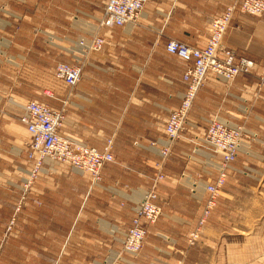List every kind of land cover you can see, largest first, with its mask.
<instances>
[{
	"label": "crops",
	"instance_id": "0c3cea01",
	"mask_svg": "<svg viewBox=\"0 0 264 264\" xmlns=\"http://www.w3.org/2000/svg\"><path fill=\"white\" fill-rule=\"evenodd\" d=\"M234 2L150 0L138 25L99 30L101 12L93 0H0V264H264V13L236 12L224 41L255 62L253 72L232 83L210 73L189 114L191 137L203 136L214 119L243 126L246 133L195 247L187 237L198 225L206 186L216 184L222 159L188 140L176 141L169 159L180 150L201 166L187 178L185 168L173 170L161 156L170 113L186 91V66L166 47L170 41L206 47L212 21ZM97 33L104 48L89 54L77 93L67 95L66 83L53 76L55 86L49 79L37 95V38L47 37L41 42L49 41L61 56L78 38ZM30 101L56 110L67 102L60 134L75 142L103 151L114 138V162L103 170L101 183L70 166L47 164L21 201L20 158L27 176L31 166L25 153L29 135L20 119ZM196 174L198 187L191 183ZM159 175L164 181L155 203L163 215L149 229L142 254L133 258L122 242Z\"/></svg>",
	"mask_w": 264,
	"mask_h": 264
},
{
	"label": "built area",
	"instance_id": "2783aa9c",
	"mask_svg": "<svg viewBox=\"0 0 264 264\" xmlns=\"http://www.w3.org/2000/svg\"><path fill=\"white\" fill-rule=\"evenodd\" d=\"M104 15L100 23L101 28L125 27L137 23L141 18L146 5L150 0H105ZM241 12L245 15L258 16L264 12V0H236L212 24V32L206 48L195 50L177 41H170L166 47L169 55L178 57L186 66L183 82L187 84L186 93L178 111L169 116L166 128L168 145L162 151V158L168 156V148L179 139L184 126L189 120V114L196 98L197 92L204 85L208 73H214L219 79L231 83L237 76L250 75L254 70V63L246 58H238L236 52L223 45L233 16ZM89 52L101 51L104 40L93 38L89 41L81 40L79 43ZM83 65L70 66L60 64L56 70V78L64 81L70 91L76 90L82 79ZM259 87L264 88V79L259 81ZM66 114V112H65ZM64 111L55 110L45 104L31 103L22 117V124L28 127L32 136L27 145L26 153L33 164L31 180L37 178L46 160H53L70 165L79 173H89L95 183L102 182L103 170L113 163L112 141H109L104 151H98L82 145L75 144L58 136L57 130L63 125ZM245 136L243 127H231L226 123L214 119L211 121L207 132L194 142L196 146L210 151L221 157L219 180L216 185H208V199L206 208L199 224L203 226L216 206L219 189L224 185L228 168L237 159L242 140ZM198 147L196 149H198ZM164 179L159 175L155 184ZM158 183V184H159ZM96 184V185H98ZM154 191H148L142 202L136 207V216L131 227L125 234L122 242L124 251L130 255L139 254L146 242L149 228L161 218L162 209L156 205ZM199 231L189 237V245L198 243Z\"/></svg>",
	"mask_w": 264,
	"mask_h": 264
},
{
	"label": "rangeland",
	"instance_id": "374dc122",
	"mask_svg": "<svg viewBox=\"0 0 264 264\" xmlns=\"http://www.w3.org/2000/svg\"><path fill=\"white\" fill-rule=\"evenodd\" d=\"M94 1V4H98L99 5V10H100V12H101V17L97 20V26H98V29L99 30H101L102 28L100 27V23H101V21H102V17H103V13H104V5L102 6V1L103 0H93ZM236 3V0H235V2H234V4ZM233 4V5H234ZM233 5H230L229 7H231V6H233ZM89 6L91 7V8H94L95 9V6L93 5V4H89ZM227 10V9H226ZM39 17H41L40 16V14H38L37 15V20H36V25L37 26H41L42 24H44L43 23V21H42V19L41 18H39ZM141 19V18H140ZM140 19L137 21V23H134V24H131V25H134V26H136V25H138V23H139V21H140ZM46 25H48V23L46 22L45 23ZM108 29V28H107ZM75 35H76V37H77V33L75 32V30H74V32H73ZM40 35V34H39ZM97 35H99L98 33L96 34V35H93V36H91V37H89V38H87V37H80V38H78L77 39V41H75V45H69V46H66V48L68 49L67 50V52H65V54H64V52H63V54L61 55V56H59L58 54H59V52L58 51H56L55 49H54V47H53V45H51V43L48 41V43L46 44V45H48V47H46V45L45 44H43L42 42L43 41H45V40H47V37H45V36H39L40 37V39L42 40V42H41V40L39 39V38H37V40H38V45H37V56H36V71H35V81H36V87H35V92H36V94L39 92V91H43V90H41V88L40 87H43L44 85H48L49 84V79H50V84H49V86L50 87H53V86H55L54 85V79H53V76H55V73H56V70H57V68H58V66L60 65V64H67V65H70V66H76V65H78V64H82V65H87V61H88V59H89V57L91 56V55H89L91 52H89V50L88 49H83L81 46H80V42H81V40H84V41H89V40H92L93 38H95V36H97ZM54 43V42H53ZM50 46V47H49ZM104 48V47H103ZM103 50V49H102ZM101 50V51H102ZM100 51V52H101ZM93 54V53H92ZM95 54V53H94ZM77 59H80V61H79V63H77ZM77 63V64H76ZM85 68V67H84ZM55 78H56V76H55ZM57 79V78H56ZM58 80V79H57ZM57 83V82H56ZM81 83V82H80ZM80 83H79V85H80ZM57 85V84H56ZM79 85L77 86V90H75L76 91V93H77V91H78V88H79ZM67 89H68V93H67V95L68 94H70V89L67 87ZM74 91V92H75ZM38 95V94H37ZM181 102H182V100H181ZM43 104H45V103H43ZM45 105H47V106H49V107H51L52 109H55V107H52L50 104H45ZM181 105V104H180ZM56 110V109H55ZM60 110H62V108L60 109ZM191 129V127H190V122L188 121V125H187V133L185 134V136L183 137V140H188V142L190 143L191 141H196V139H198V138H201L202 137V135H195L194 137H191L190 136V134H189V130ZM29 135V134H28ZM246 135V134H245ZM245 137V136H244ZM29 138H30V136H29ZM192 143V142H191ZM25 147H26V145H25ZM173 150L174 149H172V152H171V154L173 153ZM175 152V151H174ZM171 156V155H170ZM238 158V157H237ZM169 159V157H167V159L165 160V161H167ZM237 160V159H236ZM236 160L234 161V162H236ZM169 161H170V167L174 170L175 168H185V170H184V172H183V174L185 173L186 174V177L188 178V177H190L189 176V171L190 172H192L193 170H197L198 171V169L200 168L201 169V166H198V164L196 163V160H195V156L194 155H192L191 153H188V152H184V154H182V151H177V152H175V155L173 156V157H171L170 159H169ZM223 161V160H222ZM24 162H25V158L24 157H22V158H20V174H19V197H20V199H21V201H24L26 198H28V196H29V193L31 192V190L33 189V187H34V185H35V183H36V181L38 180H36L33 184H32V186H31V188L28 190V191H25V181H26V179H27V174H25V172H24ZM233 162V163H234ZM232 163V164H233ZM48 164H52V163H48ZM231 164V165H232ZM56 165V164H55ZM223 165V163L221 164V166ZM230 165V166H231ZM230 168V167H229ZM229 168H228V170H229ZM212 171H214V167L212 168V170H211V172ZM182 174V175H183ZM198 174H200V173H198ZM198 174H196V176H195V179H192V181H191V183H195V184H197V187L199 186V184H200V182H201V179H199L198 178ZM227 176H228V172H227ZM218 178H219V176H218ZM217 178V179H218ZM226 179H227V177H226ZM200 180V181H199ZM4 181H7L6 179H4ZM164 181V179L161 181V183ZM225 183H226V180H225ZM209 185H214V184H209ZM194 186V185H193ZM208 186V185H207ZM207 186H206V194H207V196H208V192H207ZM196 191V190H195ZM199 192V191H198ZM199 195H200V192H199ZM201 195H203L202 193H201ZM0 196H1V194H0ZM206 196V200H205V206H204V208H203V211H202V214H201V217H202V215H203V212H204V209L206 208V204H207V199H208V197ZM216 208V207H215ZM215 208H214V211H215ZM19 211V208H18V210H17V212ZM213 211V212H214ZM213 212L210 214V216L208 217V219L206 220V223L203 225V226H201L200 224H199V222H200V219H201V217H200V219H199V221H198V225H197V227H196V229L195 230H193L190 234H189V236L187 237V243H188V245H189V237H191V235L194 233V232H196L197 230L199 231V238H198V243L195 245V246H197L198 244H199V242L201 241L200 239H201V230L205 227V225L208 223V220H209V218L212 216V214H213ZM162 217V216H161ZM160 220V219H159ZM158 220V221H159ZM158 223V222H157ZM156 223V224H157ZM156 224H154L153 226H151L150 228H152V227H154ZM11 227H12V223L10 224V226H8L7 227V230H11ZM149 228V229H150ZM126 234V233H125ZM149 235V234H148ZM125 237V236H124ZM147 238H148V236L146 237V240H147ZM124 240V239H123ZM146 243V242H145ZM190 247H195V246H191V245H189ZM144 247H145V244H144ZM144 249V248H143ZM143 251V250H142ZM142 251L139 253V254H137V255H130V254H128V255H130L131 257H133V258H137V257H139L141 254H142Z\"/></svg>",
	"mask_w": 264,
	"mask_h": 264
},
{
	"label": "bare ground",
	"instance_id": "6f19581e",
	"mask_svg": "<svg viewBox=\"0 0 264 264\" xmlns=\"http://www.w3.org/2000/svg\"><path fill=\"white\" fill-rule=\"evenodd\" d=\"M106 3V2H105ZM241 13V12H240ZM264 13V12H263ZM262 13V14H263ZM261 14V15H262ZM104 15V14H103ZM243 15H245V14H243ZM248 16H250V15H248ZM258 16H260V15H258ZM234 17V16H233ZM253 17H257V16H253ZM218 18V17H217ZM217 18H215L213 21H212V24H213V22L217 19ZM233 20V19H232ZM212 24H211V26H212ZM231 25V24H230ZM230 28V27H229ZM228 31H229V29H228ZM228 31H227V33H228ZM227 33H226V35H227ZM211 35V34H210ZM226 35L224 36V39H223V45L225 46V47H227L226 45H225V43H224V41H225V38H226ZM97 38H101V37H98V36H96ZM102 39V38H101ZM105 42V41H104ZM183 44V43H182ZM208 44V43H207ZM184 45H186V44H184ZM188 46V45H187ZM190 47V46H189ZM190 48H192V49H195V50H203V49H205L206 47H204V48H202V49H198V48H193V47H190ZM227 48H229V47H227ZM229 49H231V48H229ZM233 50V49H232ZM235 51V50H234ZM94 52H97V51H94ZM236 52V51H235ZM236 54H237V52H236ZM237 56H238V54H237ZM174 57H176V56H174ZM178 60H180L178 57H176ZM238 58H246V57H239L238 56ZM246 59H248V58H246ZM250 61H252L253 63H254V68L253 69H255V62L253 61V60H251V59H249ZM181 61V60H180ZM183 63V62H182ZM253 72V71H252ZM82 73H83V71H82ZM210 73H208V75H209ZM212 74H214V73H212ZM208 75H207V79H208ZM215 75V74H214ZM55 76H56V74H55ZM238 77V76H237ZM236 77V78H237ZM235 78V79H236ZM58 79V78H57ZM207 79H206V81H205V83L207 82ZM262 79H264V77H261L260 79H259V81L261 82V80ZM60 80V79H59ZM235 81V80H234ZM205 83H204V85H205ZM232 83V82H231ZM185 85H186V88H187V84L185 83ZM204 85L201 87V89L197 92V95H196V98H197V96H198V94H199V92L202 90V88L204 87ZM73 92V91H72ZM186 93V92H185ZM185 93H184V95H185ZM184 95H183V98H184ZM183 98H182V100H183ZM196 98H195V100H196ZM195 100H194V102H193V105H192V108H193V106H194V103H195ZM31 103H37V104H42V103H40V102H38V101H30L28 104H27V106L25 107V111H26V109H27V107L31 104ZM66 106H67V102H64V105H63V108H62V111H64V116H65V119H64V122H63V125H64V123H65V120H66V114H65V112H66ZM181 107V106H180ZM180 107L178 108V109H176V110H174V111H172L173 113L174 112H176V111H178L179 109H180ZM192 108H191V110H192ZM171 112V113H172ZM170 113V114H171ZM23 117V116H22ZM22 117H21V119H20V121L22 122ZM219 120V119H218ZM187 121H189L188 119H187ZM213 121V120H212ZM168 123H169V120H168V122H167V125H166V128H167V126H168ZM211 123V122H210ZM63 125L61 126V127H59L58 128V130H57V134H58V136L59 137H61L62 139H65V140H69V141H71V142H73V143H75V144H78V145H82V146H85V147H88V146H86V145H84V144H81V143H78V142H75V141H73L72 139H70V138H68V137H64V136H62L61 134H60V130H61V128L63 127ZM210 126V125H209ZM25 127H26V129H27V132H28V134H29V136H30V138H29V141L26 143V147H27V145L29 144V142L31 141V139H32V136H31V134H30V132H29V130H28V127L25 125ZM232 127V126H231ZM238 127H243V126H238ZM244 128V127H243ZM244 130H245V128H244ZM186 131H187V124L184 126V130L181 132V134H180V137H179V139H177V140H175L174 141V143L176 142V141H178V140H180V139H183V137L185 136V133H186ZM246 134V133H245ZM166 135H168L167 134V132H166ZM169 136V135H168ZM168 136H167V138H168ZM244 139V138H243ZM109 141H112V147H113V150H112V153H114V138L112 137V138H110V139H108L107 141H106V146L104 147V148H106L107 147V145H108V143H109ZM193 144H195L194 142L195 141H191ZM242 144V143H241ZM174 145V144H173ZM88 148H91V147H88ZM171 148L172 147H170V148H168V156L167 157H169V155H170V153H171ZM27 149V148H26ZM93 149H96V148H93ZM96 150H98V149H96ZM164 150V149H163ZM99 151V150H98ZM104 151V150H103ZM100 152V151H99ZM102 152V151H101ZM26 153V152H25ZM167 157L166 158H163L164 160H166L167 159ZM26 158H27V161H28V163L30 164V166H31V168H30V170L28 171V176H27V179H26V181H25V191H28L30 188H31V186H32V184L39 178V175L42 173V171L44 170V168H45V166L48 164V163H52V164H56V165H66V166H70V165H68V164H64V163H60V162H57V161H53V160H46L45 161V163L43 164V166H42V169H41V171L39 172V174H38V176H37V178L36 179H34V180H31V172H32V169H33V164H32V162L30 161V159H29V156H28V153H26ZM114 162V161H113ZM71 167V166H70ZM72 168V167H71ZM73 169V168H72ZM76 171V170H75ZM78 172V171H77ZM82 174H88V175H90L91 176V178H92V181H93V183L94 184H98V183H95L94 182V180H93V177H92V175L91 174H89V173H82ZM218 180H219V178H218ZM218 180H217V182H216V184L218 183ZM226 180V179H225ZM100 183V182H99ZM159 183V182H158ZM158 183L157 184H155V182H154V185H153V187L150 189V191H154L155 192V194H156V196L158 197V195H157V185H158ZM216 184H214V185H216ZM225 184V183H224ZM224 186V185H223ZM222 186V187H223ZM221 187V188H222ZM221 188L219 189V191H218V196H219V192H220V190H221ZM148 192V191H147ZM146 192V193H147ZM146 195V194H145ZM145 197V196H144ZM218 198V197H217ZM158 199V198H157ZM156 199V200H157ZM144 200V199H143ZM217 201V200H216ZM142 202V201H141ZM140 204V203H139ZM138 204V205H139ZM137 205V206H138ZM136 209V208H135ZM125 238V237H124ZM122 248H123V246H122ZM123 252L124 253H126L125 251H124V249H123ZM127 254V253H126Z\"/></svg>",
	"mask_w": 264,
	"mask_h": 264
}]
</instances>
